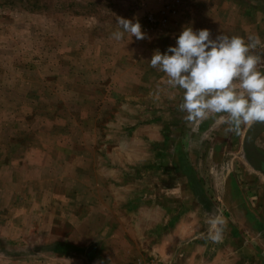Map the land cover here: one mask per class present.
<instances>
[{"label":"rangeland","instance_id":"rangeland-1","mask_svg":"<svg viewBox=\"0 0 264 264\" xmlns=\"http://www.w3.org/2000/svg\"><path fill=\"white\" fill-rule=\"evenodd\" d=\"M186 26L264 42V0H0V264H264V123L149 64Z\"/></svg>","mask_w":264,"mask_h":264},{"label":"clouds","instance_id":"clouds-1","mask_svg":"<svg viewBox=\"0 0 264 264\" xmlns=\"http://www.w3.org/2000/svg\"><path fill=\"white\" fill-rule=\"evenodd\" d=\"M116 23L114 40L122 41L125 34L145 39L138 20L116 17ZM262 46L258 34L212 38L208 29L186 26L176 45L164 53L155 50L149 64L167 76L169 86L183 91L179 110L187 122L217 117L228 126L226 132L238 134L242 126L264 123V53L256 51ZM214 223L222 228L224 222ZM219 237L220 229L212 239Z\"/></svg>","mask_w":264,"mask_h":264},{"label":"trees","instance_id":"trees-1","mask_svg":"<svg viewBox=\"0 0 264 264\" xmlns=\"http://www.w3.org/2000/svg\"><path fill=\"white\" fill-rule=\"evenodd\" d=\"M251 154V153H250ZM250 158V157H249ZM249 161L251 162V164L253 165V166H255L256 164L251 160V159H249ZM258 161V160H257ZM264 163V161H262V164ZM259 165V164H257V166H255L256 168H259V169H262L263 170V165Z\"/></svg>","mask_w":264,"mask_h":264},{"label":"built area","instance_id":"built-area-1","mask_svg":"<svg viewBox=\"0 0 264 264\" xmlns=\"http://www.w3.org/2000/svg\"><path fill=\"white\" fill-rule=\"evenodd\" d=\"M149 264H159L158 262H154V261H152V262H150Z\"/></svg>","mask_w":264,"mask_h":264}]
</instances>
